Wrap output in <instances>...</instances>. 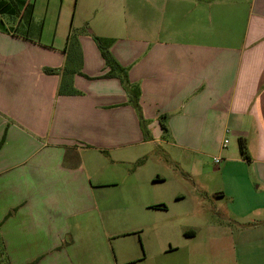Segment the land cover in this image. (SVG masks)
<instances>
[{"label": "crops", "instance_id": "1", "mask_svg": "<svg viewBox=\"0 0 264 264\" xmlns=\"http://www.w3.org/2000/svg\"><path fill=\"white\" fill-rule=\"evenodd\" d=\"M91 3V32L73 41L64 27L51 40L33 36V9L12 14L0 33V264L130 263L129 248L114 241L129 210L179 199L180 187L153 188L169 173L156 151L194 181L206 159L229 151L230 133L262 167L253 174L264 192V0ZM91 37L112 41L110 54L139 90L148 140L128 90L101 78L108 69ZM236 152L228 154L238 160ZM219 174L224 185L199 207L210 212L208 203L227 198L226 216L241 207L234 221L250 227L203 217L183 234L202 230L214 241L216 232L242 264H264V196L255 210L235 206L237 190ZM142 251L140 261L156 255L146 240Z\"/></svg>", "mask_w": 264, "mask_h": 264}, {"label": "rangeland", "instance_id": "2", "mask_svg": "<svg viewBox=\"0 0 264 264\" xmlns=\"http://www.w3.org/2000/svg\"><path fill=\"white\" fill-rule=\"evenodd\" d=\"M23 2L29 3V7L28 5L22 8L14 7L10 0H5L4 4L0 3V11L3 13L0 18V33H4V26L6 28L13 27L12 14L18 19L22 13L26 14L28 10L32 9L31 34L33 36L36 34L38 36L43 32L44 39L51 40L56 28L58 31L64 27L72 36L70 41H73L75 36H88L91 32L94 12L90 9L95 8L91 0H23ZM7 3H9V13ZM83 5L88 6L89 9L84 11ZM23 22L28 23L26 17ZM91 38L93 39V37ZM223 139L229 141V151L226 154H212L210 158L206 159L201 164V168L203 167V171L206 172L205 176H197L194 181H188L187 176L179 167L170 163L166 155L159 151L155 152L162 162L167 163L169 173L166 174V182L156 183L153 188H169L170 192V189L180 187L177 191L179 199L173 200L170 197L171 199L167 201L168 205H164L165 208L132 207L129 210L130 218L124 227V234L114 239L115 244H124L129 248L131 261L128 264H238V262L242 264L239 255L233 253L232 244L227 240L218 239V233L213 232L216 238L214 241L205 237L207 234L202 230L195 239L187 238L183 234L190 227L197 230L198 220L203 217L216 218L219 225H226L233 230L248 229L249 225L242 226L238 221H234L236 220L235 213L240 212L239 208L241 207H233L236 209L233 210L235 213L230 211L231 215L228 214V216L223 212L229 205L227 198L217 200L214 204L208 203L207 205L211 208L210 212L203 210L198 205L199 202L206 200L205 194L209 196V199H214L209 194L222 188L224 184L220 181L219 172L224 169L229 178L234 174L231 181L228 178L225 184L227 188L235 187L237 190L236 197L239 202L235 206L246 201L252 210H255L254 202L257 198L262 199L264 196L262 190H256L258 182L253 174L255 169L259 171L262 167L241 158L238 140L233 139L230 133L225 134ZM230 150H233V153L237 151L239 161L235 154H233L234 157L228 154ZM214 159H219L220 163H214ZM238 174L240 178L236 177ZM195 183L196 186L203 189L197 188L196 190ZM260 187L262 186L260 185ZM144 240L148 241L156 255L147 258L146 261H140L141 256H144L142 251V241L144 242ZM170 248L174 251L169 252ZM191 255L192 258H190Z\"/></svg>", "mask_w": 264, "mask_h": 264}, {"label": "trees", "instance_id": "3", "mask_svg": "<svg viewBox=\"0 0 264 264\" xmlns=\"http://www.w3.org/2000/svg\"><path fill=\"white\" fill-rule=\"evenodd\" d=\"M93 41L96 44L100 57L102 58L104 62V66L108 69V73L102 76L101 78H118L120 82L122 83V85L124 86V88L128 90L129 103L138 115V118L140 120V125L142 126V133H143L144 140H148V134H147V131L143 128L144 121L141 117V111H140V107L138 104L139 95H140L139 90L137 87L130 86L128 84L126 70L120 67L118 63L114 60L112 55L110 54L109 50H110L112 41L109 39H103V38H97V37H93ZM44 73L47 75L57 74L58 70L44 69ZM61 88L63 89V86L60 87L59 93H62ZM161 128L163 132L165 133L166 127L164 123H161ZM238 144H239L238 146H239L241 158L244 161H249V155L247 153L245 141L243 139H239ZM140 162L142 161H139V163ZM153 208H165V206L156 205Z\"/></svg>", "mask_w": 264, "mask_h": 264}, {"label": "built area", "instance_id": "4", "mask_svg": "<svg viewBox=\"0 0 264 264\" xmlns=\"http://www.w3.org/2000/svg\"><path fill=\"white\" fill-rule=\"evenodd\" d=\"M226 144H227V141H224V142H223V145H226ZM219 162H220V160H219V159H214V163H216V164H217V163H219Z\"/></svg>", "mask_w": 264, "mask_h": 264}]
</instances>
